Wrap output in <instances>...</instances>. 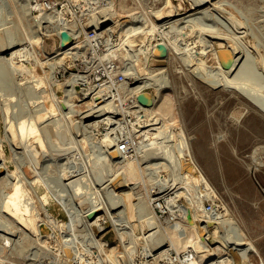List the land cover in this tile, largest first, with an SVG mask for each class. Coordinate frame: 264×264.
Segmentation results:
<instances>
[{
  "label": "rangeland",
  "instance_id": "374dc122",
  "mask_svg": "<svg viewBox=\"0 0 264 264\" xmlns=\"http://www.w3.org/2000/svg\"><path fill=\"white\" fill-rule=\"evenodd\" d=\"M132 1L136 6V12L145 11L147 7L157 9L165 6V0ZM170 1L175 12H183L188 5L187 0ZM23 2L24 0H0V46L3 43L18 44V47H24L25 51H28L31 61L35 59L32 56L35 55L33 52H37V58L43 60L45 56H51L52 51L58 50V41L54 35L47 38L40 35L43 32L41 25L35 24L36 21L32 20V17L39 18L38 11H32L33 9L26 11L23 8L25 7ZM58 2L66 3L65 0H58ZM76 3L86 7L83 2L68 3L67 7L70 4V9L75 7V11L71 9L73 19L78 16L76 8L78 5H74ZM219 3L197 21L198 40H200L198 49L202 53L191 66L180 58L181 53H172L171 58L166 59L168 52L164 57H159L152 63L149 62V68L162 70L159 77L164 84L166 83L165 91L172 97L171 112L176 122L175 128L174 125L169 127V132L173 133L176 139L172 137L164 141L165 137L156 138V142L161 139L163 142H154L150 145L149 150L147 149L144 154V160L136 163L140 166L142 180L136 177V174L132 182L128 184L122 181V178L117 179L114 191L129 190L131 196H134L131 197L132 203L138 201L137 199L145 201L147 193L150 194L155 187L156 183H152L160 179L161 182L156 185H162L164 188L163 197L173 196L175 190L179 189L183 190L180 193L183 195L180 196H183L184 200L197 203L196 201L202 202V200L195 198L194 192L200 188L206 195L217 198L219 206L223 207L220 208L223 211L217 216L221 213L225 216L224 207L229 209L230 215L224 219V224L228 222L233 224L231 226L241 228L253 241L261 259L264 260V192H261L259 188V185L264 187V0H219ZM105 5L104 3V5L93 7L96 10L94 9L91 14L96 15L98 13L96 11ZM130 5V0H114V6L120 15L127 13ZM82 12L86 10H81L80 13ZM182 14L179 13L176 16ZM136 15H139L141 19L144 14L136 13ZM46 17L50 18V16ZM89 17L90 14L86 17L79 16V19L87 20ZM123 19L127 20V17H122L121 20ZM75 20L77 22V19ZM105 24L106 22L103 25ZM162 29H168L167 24H163ZM37 33L41 39H44L39 45L34 42L32 44ZM211 36L222 39L211 38ZM208 39L223 42L225 47L229 43H234L239 53L246 57L248 64L240 71L236 80L228 82L223 74L213 67L216 65L215 58L212 51H208ZM139 52L141 51H138L137 55H142ZM5 53L6 51H0V55H6ZM117 55L121 60L128 56L122 50L117 52ZM147 60L148 58L143 55L139 59L135 57L133 65L142 72L145 70L144 65ZM72 62L73 60L69 58L66 64L65 62L63 64L67 67ZM46 69L36 62L34 78L37 81L27 78L21 82L17 78L18 72L13 73L0 60V157L4 164V169L0 170V221L16 230L13 232L9 229L12 235L0 230L10 239L6 241L0 237V261L3 262L2 264H132L131 260L137 262L142 259L146 249L157 246L161 234L155 221L154 229H150L151 226L141 221L140 213H143V210L141 211L138 205L133 204L131 210L133 213L131 212L128 218L125 214L119 217L122 222L116 221L113 224L109 220L101 227L92 225L90 228L88 226L85 228V223L81 220L85 208L92 205L90 201L98 202L99 206L103 205V208L112 201L110 199L112 198L111 185L108 179L113 176L116 167L108 159H97L98 144L94 142L95 136H98L102 127L98 126L90 131L83 130L82 123L78 122L77 115H74L76 112L71 110L70 106H60L59 103L51 101L54 115L44 118L41 123L56 118L58 123L53 124L54 126L52 125L53 127L46 131L48 133L40 130L41 124L37 125L40 130H37V133L41 140L39 146L36 136L28 134L21 140V136L15 129L16 121L31 115L39 104L44 103L49 107L50 101L47 98L49 84L44 77ZM233 74L234 72L230 76L232 77ZM67 76L68 72L57 77L54 73L57 83L63 82ZM76 85L77 90L84 87L83 83ZM57 91L60 95L62 94L59 88ZM145 91L155 95L151 87L145 88ZM155 97L157 100V95ZM78 108L83 110L86 107L81 102ZM62 109L68 110L62 111ZM69 111H74L71 113L72 116L69 115ZM9 122L15 124L12 129L8 128ZM37 147L39 151L36 150ZM183 150L189 151L195 159L201 174L205 177L206 185L202 184L200 178L181 177ZM66 155L72 156L71 161L66 160ZM73 157L75 160H72ZM155 161L165 163L157 171L159 175L161 174L160 176L157 172L151 174L153 170L151 163ZM65 170H73L77 173L70 178L76 179L74 184L67 185L70 179L62 176L66 174ZM6 171L14 175H10L9 179L1 178ZM15 174L24 177V188L27 184L26 187H29V190L32 189L30 191L32 195H35L33 197L39 196V203L36 202V204L29 201L28 195L23 197V202L29 204L28 210L31 208L28 211L31 214L30 217L34 222L40 223L42 231L39 236H35L27 229L28 226L19 217H13L8 211L3 210L2 205L7 201L5 197L12 191L9 182L15 179L21 180L20 176L15 178ZM205 187L209 189L206 190ZM134 207H137L136 210ZM109 208L110 212L114 213L120 207L114 208L109 205ZM42 213L45 217H41ZM98 213H102V208ZM39 218L41 220H36ZM46 218L51 221L48 222ZM124 223L131 224V227ZM46 235L49 240L42 242L43 236ZM152 237H155L153 238L155 242ZM95 240L104 245H98ZM176 244L178 252L185 248L182 241H177ZM129 249L133 250L131 255L128 253ZM230 253L236 264H249L246 260L241 261V257L235 250L230 249ZM257 260H259L257 256L250 257L251 262Z\"/></svg>",
  "mask_w": 264,
  "mask_h": 264
},
{
  "label": "bare ground",
  "instance_id": "6f19581e",
  "mask_svg": "<svg viewBox=\"0 0 264 264\" xmlns=\"http://www.w3.org/2000/svg\"><path fill=\"white\" fill-rule=\"evenodd\" d=\"M95 1L93 0L94 3ZM187 2H188V5L183 12H177V11L175 12L173 9L174 7L171 4V1L165 0V4H164L165 6H161L160 8L153 9L151 12L144 14L145 16L143 15L141 19H139V15L137 16L135 12L132 14L127 13L124 15H120L118 11L116 10V7L114 6V0H106L104 2L106 5L98 9L96 11L98 12L96 15L91 14L92 11L96 9L93 7L101 5V4L104 5V3H99L98 5L94 4L92 7L89 6V11L82 12L79 14V16H83V17L89 16L90 14V17L87 18V20L82 24L83 28L93 26L95 27V29L98 30V28L101 29L103 27V24L105 22L110 23L109 27L105 28L107 29V31L110 32V36L112 38L109 48L110 47L111 48L122 47L124 52L127 51V53L129 54V52L131 51L130 49L134 48L133 46L139 45L140 43L145 44L146 49H142V50L139 49V51H141L139 53H142L143 57L148 58V60L146 61V64L144 65L145 70L142 72L138 71L139 68L133 65L135 64V62L133 61L134 59H132L131 67L129 68L131 71V75H132V78L130 79L132 80L126 86L125 90H126V93H129V94L142 91L145 93L146 96L148 97L152 96V105L143 106L137 102L135 107L130 106V107H125L124 109L120 108L118 111H122V113H124V111H127L128 113L130 112V114L134 113V115H137L140 118L144 119V121L146 122V126L151 125L149 128L150 132H148V135H150V137L148 138H152L150 139L151 141H149L148 144H151V145L154 144V142L157 141L156 138H159V137L160 138L165 137L166 140L164 141L172 139V137H174L175 135L173 136V133L169 132L170 130L169 127L170 126L172 127L176 121L174 120V117L171 112L172 110L171 98L172 97L170 94H168L165 91L167 90L166 85H165L166 83L164 84V82L159 77L162 70H160L159 68H154V69L149 68L150 66L149 62L152 61V59L153 60L159 59V58L154 57V55L159 56V57H162V56L164 57V55H166V53L169 52L167 56H165V58L170 59L172 53L173 54L181 53L180 58H182V60L185 61L187 65L191 66V64H193L195 60H197L198 57H200V54L202 53L198 49V41L200 40H198L199 35H198V29H197L198 27L197 21L199 18H202L203 15H205L207 11L211 10L212 7H215L220 4L219 0H187ZM23 3H24L23 5L25 6L23 8L26 11H28L29 9L32 10L35 7H37L36 0H24ZM69 10L67 8L61 9V10L60 9L53 10L52 12L53 15L50 16V18L51 17L53 18L52 20L49 17L47 18L46 16H44V14H47L46 12L40 13L38 15L39 16L38 19H34V17H32V20H34L33 22L36 21L35 24L41 25V28H42L41 31L43 32H41L40 35H43L45 38L52 36V35H57V33L62 29L67 30L70 34H75L81 31V28L78 26V22H76L75 19H71L70 17H68ZM63 11L64 13H62ZM70 12L72 11L70 10ZM179 13H183V14L181 16H176ZM124 16L127 17L128 23L126 22L124 24H119L118 22H119L120 17H124ZM118 24H119V27L117 26ZM163 24H167L168 29L161 30V26ZM38 33L36 34V36H34L32 40V44L34 42L35 44L39 45V43L44 40V39H41V36ZM211 38H217V37L211 36ZM159 39H163V40H159ZM217 39H222V38H217ZM30 40H31V37H30ZM158 43H162L165 46L166 48L165 52H161L157 48ZM3 44H1L0 46V51L2 52L6 51L7 54L6 53H5L6 55L1 54L0 60L3 61L6 64V66L13 71V73L18 72V77L17 76L16 77L19 80H21V82H23V79L26 80L27 78L32 79V81L36 80L34 78L36 62L40 64L42 67L47 68L46 70H44V77L46 78L49 84V87L47 88V98L50 101L49 107H47L44 103L43 104L41 103L36 107L35 110H33V113L31 115L25 118H22V117L19 119L17 118L18 120L16 121V123L14 122L16 125L13 124V122L12 123L9 122L10 124L8 128L12 129V127H14L13 125H15V129L21 136V140L23 139L25 135L32 134L36 136V140L38 142L37 144L39 146L41 143V140L39 137V133H37V130H39L38 128L39 126L37 125L41 124L40 130H43L42 132L44 131L46 132L54 126L53 124L58 123L56 121L57 118L53 120H49L46 123H41L44 120V118H49V117H52V115H54L51 101H54L55 103L56 102L59 103L60 106L61 105L70 106L72 108L71 110H74L76 112L74 115H77L76 118L78 119V122L82 123L83 130L90 131L91 129H95V127H98V126L102 127L100 129V133L98 134V136H95L96 139H94V142L98 144L97 147H98L99 152L97 153L98 155L97 159L99 158L108 159L109 162L114 163L116 167V171L113 173V176L110 179H108V183L111 185L110 194L112 196V198H110L112 199V201L110 202L111 204L109 203L108 204L112 205L114 208L115 207H120V208L114 213H112L110 212L109 205L103 208V205L99 206L100 204L98 202L93 203L92 202L93 200L90 201L91 202L90 204L92 205L85 208V210L83 211L84 213H82L81 215V220L83 223H85L84 224L85 228L86 226L90 228V226L92 225L101 227L104 222L109 221V220H111V222L114 224L116 223V221H121L120 220L121 218L119 217L124 216V214H125V217L128 218L129 214L132 212L131 210L134 206L133 204H135L136 206L138 205L141 208L140 209L141 211L143 210V213L139 212L140 214H142L141 221L144 224H148L149 226H151L152 228L150 229H154L155 222H156L157 226H159L161 230V234L158 238L159 242L158 243L156 242L157 246H154V247L150 246L148 249H146L143 252V255L141 257L142 259H140L139 261L137 260V262H135L134 260H131L132 264H162L160 262V257L162 256V254H164V256L167 257L168 249H172L178 252V247L176 244L177 241H182L184 243L185 248L186 247L193 248L197 255L196 259L186 261L181 264H203V262L204 264H236V261L234 260L233 256L230 253V249L235 250L237 254L239 255V257H241L242 260L248 261L249 264H264V260L261 259L258 253L257 247L255 246L253 241L244 233V231L238 226H231L233 225L232 223L229 224L227 222V224H224L225 222L224 219H227V217L230 215L229 209L224 207L225 208L224 213L226 212L225 216L223 213L217 216L218 213L223 211L219 209V211L216 212V214H214V217L206 220L205 223L203 222L202 215H201V210H202L201 205L202 204L200 200H203V196L206 195V193H204L200 188H199V191L201 192L202 196L195 197L197 199H200L199 200L200 202L196 201L197 203H193V202L190 203L184 200L185 198L183 196H180V195H183V194H180L183 190H179V189L175 190L176 193L174 192L173 196L166 197L163 200V202H161V205L170 209L173 205V202L177 200V203L180 202V204L182 205V209H183V212L185 213L186 220L184 221V220L179 219V220H175L170 223L162 222V224L159 221H157L158 219L153 215L151 207H150V203L154 201L155 198L163 195L162 193L164 192V188H162V185L161 186L156 185L157 183L161 182L160 179L155 180V181L153 180L154 183L152 184L156 183L155 187L153 186L154 189L151 190L150 194L147 193V197L145 201H143V199L142 201H140V199H137L138 201H136L135 203H132V199H131L132 196L129 190L128 191L122 190L118 192H116V190L114 191V189L117 186V183H116L117 179L122 178V181L128 184L132 182V178L133 179L135 178V174L137 175L136 177L141 178V180H142V175L140 174L141 172L140 166L137 165L139 162H136L135 160L134 161L133 160H122L119 156H117V153H115L114 151V135H113L114 127L113 125L115 121L112 120V116L117 115L118 112H116L117 110L113 109V103L111 99L106 97V95H104L107 90V84H103L99 86L98 88L88 87L87 89L81 88L77 90L75 87L76 84H81L87 79L83 72H79V73L75 72L73 74L70 73L69 76H67V78H65L63 82L61 81L57 83V81L54 79L55 71L58 70V68L59 69H62V67L66 68L63 64L64 62L66 64V61H64L66 59L65 58L66 55H64V52L58 51L55 55L45 56L43 60H40L39 58H37L38 57L37 52H33L35 53V55L33 54L32 56L35 59H33L34 61L33 60L31 61L32 58L28 57L30 55H28V51L26 52L25 51L26 49H24V47H18V44L9 45L10 43L2 46ZM58 45H57V48L59 50ZM80 47L81 45L76 44L73 48L75 50L70 51L69 57L71 60L73 59L74 56L79 54ZM207 47L209 48L208 51H212L211 53L213 54V57L215 58L216 65L213 67L217 68V70H219L217 72L222 73L225 79L230 83L232 80L234 79L236 80L237 75L248 64V60L246 59V57L243 56L242 53H239L234 43H229L225 47V44L223 42H216L214 40H209ZM134 50L135 51L133 53V56L134 55L137 56L138 50L136 48H134ZM108 51L110 52V55L115 53L113 52L114 50L113 51L106 50L100 53L103 55H106ZM199 64L202 65V63L200 62ZM233 72L234 74L231 77L230 74H232ZM228 85H231V84L228 83ZM148 87H151L152 89H154L155 95H157L158 97L157 100H156L155 95H153L149 91H145V88H148ZM58 88L62 92L61 95L57 91ZM96 98L97 99L99 98V99L97 100ZM81 102L86 107L83 110H80L78 108V105ZM138 109L142 110V113L137 114ZM66 110L68 109H65V110L62 109V111H66ZM74 111L72 112L69 111L70 114L69 113L68 114L72 116L71 113H74ZM105 114H107V116ZM63 119H65V117ZM174 128H175V125H174ZM80 131H82V129ZM174 139L176 138L174 137ZM160 142L162 143L163 140L161 139L160 141L156 143H160ZM182 142L184 141L182 140ZM105 143H106V146H104ZM148 147L146 148L148 149ZM38 148L39 147H37L36 150H38ZM147 149H145V152H147ZM185 150H186V147H185ZM185 150L182 151L183 161L181 165L182 166L181 167V177L182 178H200L202 184L206 185L205 177L201 174L200 172L201 170L196 164L195 159H193L189 151H185ZM65 158L66 160L70 159L71 161L72 156L66 155ZM164 159L166 158L164 157ZM72 160H75L74 157ZM72 162L75 163V161H72ZM151 165H153V170L151 171V174H153V173H156L160 167L164 166L165 163L163 161L162 162L155 161V162H152ZM3 169H4V164H3L2 158L0 157V170H3ZM18 172H20V170H18ZM10 175H14V174L13 173L10 174L6 171L5 174L1 176V178L4 177L5 179H9ZM21 175H22V172H21ZM21 175L15 174V178H18V176L21 177ZM76 175L77 173L73 172V170H68L66 171V174L65 175L63 174L62 176H64L65 179H70L71 177L76 176ZM157 175H159L158 172H157ZM20 179L21 180L15 179V181L9 182L11 183L12 191L5 197L7 201L3 203L2 205L3 210L8 211L9 215L13 217H19V219L23 220L24 224L28 226L27 229L33 232L35 236H39V234L42 231V228L40 227V223L38 224L37 221L34 222L33 218L30 217L31 214L28 213V211H30L31 208L28 210L29 206L27 207V205L29 204H27V202L25 203L23 202V197L25 195L26 196L28 195L30 197L29 201L30 202L33 201L35 202V204L36 202L39 203L40 199L38 198L39 196L33 197L35 195H32L30 191L32 189L29 190V187L28 188L26 187L27 184L25 185L26 189L24 188V184H25L23 183L24 177H21ZM75 180L76 179H70L67 182V185L74 184L73 182ZM20 181H22V183H19ZM34 183H36V181ZM207 189L209 188L207 187L206 190ZM24 191H26L27 193ZM29 197L27 198L29 199ZM103 199L104 198H102V200ZM10 200L12 202H10ZM101 201L100 203H102ZM219 207L223 208L221 206ZM101 208H102V213H98L92 219H87L86 213L88 211L90 210L99 211ZM140 210H137V211H140ZM42 214H41V217H45L44 213ZM36 220H41V218L36 219ZM46 220L48 222L51 221V219H48V218H46ZM123 220H124V217H123ZM125 224L126 223H124V225ZM126 226L131 227V224L128 223V225L126 224ZM9 229L10 231H13V232L16 231L14 228L6 226L3 223V221H0V230L2 232L12 235L9 232ZM0 237L3 239H6V241L10 240L8 237L3 235L1 232H0ZM43 237L44 239L43 241L41 240L42 242H47L49 240L47 235ZM155 237H152V239ZM147 239L149 241L151 240V238H147ZM97 240H95V242L98 245H104L102 242H99ZM102 247L103 246H101V248ZM132 251H133L132 249H129L128 251L129 255L133 253ZM254 256H257L259 260H257L256 262H251L250 257H254ZM211 258H214V259L210 260ZM2 263L3 262L0 261V264Z\"/></svg>",
  "mask_w": 264,
  "mask_h": 264
},
{
  "label": "built area",
  "instance_id": "2783aa9c",
  "mask_svg": "<svg viewBox=\"0 0 264 264\" xmlns=\"http://www.w3.org/2000/svg\"><path fill=\"white\" fill-rule=\"evenodd\" d=\"M65 1V4H61L58 2V0H36L37 7L32 10L38 11V14L46 12L47 15L44 14V16H52L53 10H61L65 9V7L68 8L70 5L69 4L67 7L68 3L73 4V2H83L86 5V7H83L81 6L82 4L80 6L78 5V3L74 4L78 5L76 6V8L78 9V16H76L75 19H77L78 26L81 28V31L75 34H70L66 30L70 37V44L65 48H60L58 45L59 50L52 51L51 56L55 55L58 51H62L64 52V55H66V61H68V58H70V51L75 50L73 49L74 46L76 44L81 45V47L79 48V54L74 56L72 59V64L68 65L62 70L60 69L62 71V74L68 72L69 76L70 73L73 74L75 72H83L85 77L87 78L84 82H82L84 85V89H87L88 87L98 88L103 84H107V90L104 95L111 99L113 103V109L117 110L116 112H118L117 115L112 116V120L115 121L113 125L114 151L122 160H135L136 162H141L145 158V155L143 154L145 152V149H147L146 147L151 145L148 144V142L151 141L150 139H152L148 138L150 137V135H148V132H150L149 128L151 125L146 126V122L144 121V119L140 118L137 115H134V113L130 114V112L128 113L127 111H124V113H122V111L118 110L120 108L124 109L125 107L136 106V95L140 91L129 94L126 93L125 88L129 84L131 80L130 78H132L131 71L129 69L131 67V60L135 57H137V59H139L140 57L142 58L141 54L133 56V53L135 51L134 48H136L138 51L139 49H146L145 44L140 43L139 45L133 46L134 48L130 49L131 51L129 52V54L126 51L128 56L123 57L124 60H121L117 55V52H119L122 47L109 48L112 38L110 36V32L105 28L109 27L110 23H106L101 29L97 30L93 26L83 28L82 24L86 20L83 18L79 19V13L81 10H86L87 12L89 11V6L92 7L94 4L98 5L99 3H104L106 0H94L95 3L93 2V0ZM130 3L131 5L129 6V11L127 13L132 14L135 12L139 14H145L149 13V11L153 9V7H147L145 11L136 12V6L134 5L133 1L130 0ZM74 8L71 9L75 11ZM70 10L68 13V17L73 19V12H70ZM62 13H64V11ZM121 18L122 17H120L119 19V24H124V21L127 22V20H121ZM60 31L57 33V35H54L58 41V44ZM106 50H114L113 52L115 53L112 55H110L109 51L106 55L100 53ZM154 57L159 58V56L155 55ZM152 61L155 60L152 59ZM152 61H150V63H152ZM60 70L55 72V77H57L58 75H62L60 73ZM140 113H142V110L138 109L137 114ZM256 184L258 187V182ZM259 188L261 192H264V187H261L259 185ZM163 195L155 198L154 201L150 203L152 213L158 219V221L161 224L162 222L170 223L179 219L185 221L186 216L183 212L180 202L177 203V200H175L172 207L169 209L161 205V202H163V200L166 198L163 197ZM194 195L199 197L202 196L199 189H196ZM201 204V215L204 223L206 222V220L214 217V214H216V212H218L220 209L219 202L213 195H204ZM196 257V252L191 247H186L184 250H181L179 252L168 249L167 257L162 254V256L160 257V262L162 264H181L186 261L194 260L196 259Z\"/></svg>",
  "mask_w": 264,
  "mask_h": 264
},
{
  "label": "water",
  "instance_id": "95a60500",
  "mask_svg": "<svg viewBox=\"0 0 264 264\" xmlns=\"http://www.w3.org/2000/svg\"><path fill=\"white\" fill-rule=\"evenodd\" d=\"M70 44V37L67 33L66 30H61L59 33V47L60 48H65L66 46H68ZM157 48L161 51V52H165L166 48L162 43H158L157 44ZM136 100L138 103H140L143 106H151L152 105V98L148 97L145 95L144 92H139L136 95ZM98 214L97 210H90L86 213V217L87 219H92L94 218L96 215Z\"/></svg>",
  "mask_w": 264,
  "mask_h": 264
},
{
  "label": "crops",
  "instance_id": "0c3cea01",
  "mask_svg": "<svg viewBox=\"0 0 264 264\" xmlns=\"http://www.w3.org/2000/svg\"><path fill=\"white\" fill-rule=\"evenodd\" d=\"M246 193H247V192H246ZM246 193H244V195H245Z\"/></svg>",
  "mask_w": 264,
  "mask_h": 264
}]
</instances>
